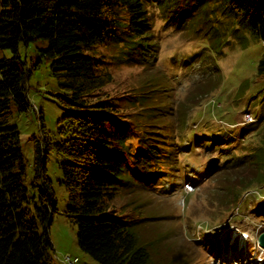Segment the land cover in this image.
<instances>
[{"label": "rangeland", "instance_id": "obj_1", "mask_svg": "<svg viewBox=\"0 0 264 264\" xmlns=\"http://www.w3.org/2000/svg\"><path fill=\"white\" fill-rule=\"evenodd\" d=\"M143 1L148 25L142 46L128 50L124 39L117 38L96 42L88 52L103 59L101 67L113 73L105 89L123 94L120 100L127 111L143 104L168 106V112L159 108L158 115L132 112V119L164 128L185 116L186 123L181 133L178 128L168 132L173 142L177 140L172 152L165 147L157 163L150 165L140 157L136 183L128 184L124 176L111 205L118 213L130 212L138 218L132 229L150 250L149 264H211V255L223 246L230 225L246 229L252 247L264 231L262 180L252 183L239 200L229 199L233 194L229 185L240 176L248 179L257 174L246 154L252 149L251 157L264 161V74L257 71L264 42L231 0ZM45 44V39L21 41V58L31 63L37 46ZM12 54L10 48L0 47V57ZM126 56L136 60L127 61ZM50 62L51 58L42 57L27 79L33 106L11 108L10 121L20 132L27 206L35 210L43 186L42 178L35 175L38 143L47 150L46 174L57 198L48 227L51 264H67V255L78 257L75 264H104L79 245L77 224L66 214L62 156L47 149L48 140L65 136L60 131L65 109L53 94L58 87ZM144 92L149 98L143 102L124 99ZM187 183L194 189L188 191Z\"/></svg>", "mask_w": 264, "mask_h": 264}, {"label": "trees", "instance_id": "obj_2", "mask_svg": "<svg viewBox=\"0 0 264 264\" xmlns=\"http://www.w3.org/2000/svg\"><path fill=\"white\" fill-rule=\"evenodd\" d=\"M231 2L244 11L264 40V0ZM147 25L143 0H0V47L13 52L0 57V264H51L52 260L48 227L57 198L46 174L47 150L36 144L35 175L42 178L43 186L39 204L31 210L20 132L10 121L13 105L19 110L32 107L27 79L42 57L51 58L58 87L53 94L65 109L60 128L65 136L48 140L47 149L54 148L62 156L60 182L68 190L66 214L77 224L79 245L104 264H149L150 250L132 229L138 218L130 212L118 213L112 200L124 176L128 184L136 183L142 155L150 165L157 163L165 147L172 152L177 140L173 142L168 132L178 128L181 133L186 118L164 128L132 119V112L158 115L159 108L168 106L143 104L127 111L120 100L123 94L105 89L113 73L101 67L103 59L88 52L96 42L117 38L124 39L128 50L140 47ZM37 39H45L46 44L37 46L29 63L21 58L19 44ZM125 60L136 59L126 56ZM257 71L264 74V55ZM147 94L132 93L124 99L134 104L149 98ZM40 116L42 120V111ZM177 137L183 139L182 134ZM246 155L257 174L248 179L240 176L229 185L231 202L250 191L256 180V184L264 182V161L251 157L252 149Z\"/></svg>", "mask_w": 264, "mask_h": 264}, {"label": "water", "instance_id": "obj_3", "mask_svg": "<svg viewBox=\"0 0 264 264\" xmlns=\"http://www.w3.org/2000/svg\"><path fill=\"white\" fill-rule=\"evenodd\" d=\"M259 242L264 245V231L259 234Z\"/></svg>", "mask_w": 264, "mask_h": 264}, {"label": "bare ground", "instance_id": "obj_4", "mask_svg": "<svg viewBox=\"0 0 264 264\" xmlns=\"http://www.w3.org/2000/svg\"><path fill=\"white\" fill-rule=\"evenodd\" d=\"M32 106H33V104H32ZM65 258V257H64ZM76 258V259H75ZM69 259V257L67 256L66 258H65V260H68ZM73 259H75L74 261H73V264H75V262L77 261V259H78V257H73ZM64 260V259H63ZM64 260V261H65ZM67 264H69V262L68 261H65Z\"/></svg>", "mask_w": 264, "mask_h": 264}, {"label": "built area", "instance_id": "obj_5", "mask_svg": "<svg viewBox=\"0 0 264 264\" xmlns=\"http://www.w3.org/2000/svg\"><path fill=\"white\" fill-rule=\"evenodd\" d=\"M35 104V103H34ZM57 256V255H56ZM69 257V264H73V257H71L70 255H67ZM77 257V256H75Z\"/></svg>", "mask_w": 264, "mask_h": 264}]
</instances>
